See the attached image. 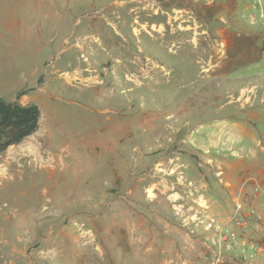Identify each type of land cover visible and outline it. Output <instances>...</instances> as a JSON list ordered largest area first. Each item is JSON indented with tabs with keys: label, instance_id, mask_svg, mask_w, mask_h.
<instances>
[{
	"label": "rangeland",
	"instance_id": "rangeland-1",
	"mask_svg": "<svg viewBox=\"0 0 264 264\" xmlns=\"http://www.w3.org/2000/svg\"><path fill=\"white\" fill-rule=\"evenodd\" d=\"M70 7L68 42L51 23L31 60L38 127L0 151V264H264V231L234 223L264 192V4ZM217 226L258 250L215 244Z\"/></svg>",
	"mask_w": 264,
	"mask_h": 264
},
{
	"label": "crops",
	"instance_id": "crops-1",
	"mask_svg": "<svg viewBox=\"0 0 264 264\" xmlns=\"http://www.w3.org/2000/svg\"><path fill=\"white\" fill-rule=\"evenodd\" d=\"M235 1L237 4L240 2V0H231L230 3H235ZM148 3H143L142 7H148ZM129 6L131 14L134 8ZM70 10V0H0V58L16 60L24 58L26 60L24 64H20L16 72L9 74L1 72V98L8 101L18 100L23 105L37 104L29 103L38 97L33 94L37 90L38 84L28 85L29 78L33 75L37 82L39 80L36 65L34 64L35 66L32 68L31 60L33 57L36 58L37 44L51 23L55 24L58 35L61 34L62 37L65 34L64 39L68 42ZM50 18L54 20L51 22ZM119 22L126 27L133 26V22L130 23L127 18L120 19ZM64 25H67V29L65 33H62ZM155 26L165 29L166 23L158 22ZM245 33L248 36L254 34L248 31ZM50 41L53 39L51 38ZM222 41L228 43L226 39Z\"/></svg>",
	"mask_w": 264,
	"mask_h": 264
},
{
	"label": "built area",
	"instance_id": "built-area-1",
	"mask_svg": "<svg viewBox=\"0 0 264 264\" xmlns=\"http://www.w3.org/2000/svg\"><path fill=\"white\" fill-rule=\"evenodd\" d=\"M264 4V0H260ZM255 15L264 24V12L260 14H252L251 18ZM264 192L260 188H255L249 194L245 195L242 203L238 204L237 212L234 217L235 226L238 229H244L249 224L253 225L255 232L264 231V208L258 207V201ZM214 243L219 246H224L230 251H238L240 256L247 258L250 252L258 250V244L254 240H249L238 234L236 231L225 229L217 226L215 228Z\"/></svg>",
	"mask_w": 264,
	"mask_h": 264
},
{
	"label": "trees",
	"instance_id": "trees-1",
	"mask_svg": "<svg viewBox=\"0 0 264 264\" xmlns=\"http://www.w3.org/2000/svg\"><path fill=\"white\" fill-rule=\"evenodd\" d=\"M229 3L231 0H227ZM257 36H247L245 32H236V43L243 49L246 40L255 43ZM41 116L40 106L37 104L23 105L18 100L8 101L0 97V151L10 145L21 142L38 127Z\"/></svg>",
	"mask_w": 264,
	"mask_h": 264
}]
</instances>
